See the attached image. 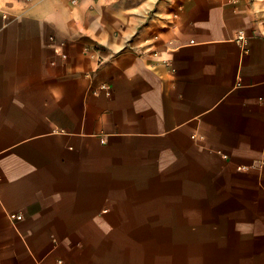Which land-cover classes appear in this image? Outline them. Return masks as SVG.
Returning <instances> with one entry per match:
<instances>
[{"label": "crops", "instance_id": "obj_1", "mask_svg": "<svg viewBox=\"0 0 264 264\" xmlns=\"http://www.w3.org/2000/svg\"><path fill=\"white\" fill-rule=\"evenodd\" d=\"M0 264H264V0H0Z\"/></svg>", "mask_w": 264, "mask_h": 264}, {"label": "built area", "instance_id": "obj_2", "mask_svg": "<svg viewBox=\"0 0 264 264\" xmlns=\"http://www.w3.org/2000/svg\"><path fill=\"white\" fill-rule=\"evenodd\" d=\"M243 38H244V35L241 34V39H243ZM11 218L12 219H16V220H22V217L21 216H15V215H13V216H11Z\"/></svg>", "mask_w": 264, "mask_h": 264}]
</instances>
